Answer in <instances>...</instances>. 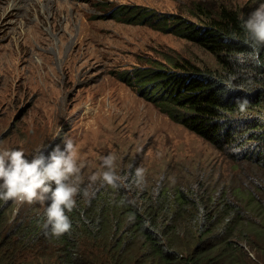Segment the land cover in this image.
Here are the masks:
<instances>
[{
    "label": "trees",
    "instance_id": "obj_1",
    "mask_svg": "<svg viewBox=\"0 0 264 264\" xmlns=\"http://www.w3.org/2000/svg\"><path fill=\"white\" fill-rule=\"evenodd\" d=\"M105 7L108 20L147 26L213 58L214 69L168 58L116 77L231 164L249 167L251 176L236 180L240 185H231L230 177L195 176L179 183L162 177L141 189L99 187L90 201L77 197L72 231L59 238L45 234L44 212L13 228L0 221V264H264V51L237 59L249 52L247 17L201 2L185 13ZM229 76L239 87L225 95ZM238 98L249 101L243 113Z\"/></svg>",
    "mask_w": 264,
    "mask_h": 264
},
{
    "label": "rangeland",
    "instance_id": "obj_2",
    "mask_svg": "<svg viewBox=\"0 0 264 264\" xmlns=\"http://www.w3.org/2000/svg\"><path fill=\"white\" fill-rule=\"evenodd\" d=\"M32 1L10 11L11 0H0V149L23 150L31 159L37 152L47 155L56 145L63 147L70 139L84 184L101 171L100 158L108 154L117 157L119 174H127L129 165L133 171L141 167L146 181L168 177L179 183L195 176L214 181L225 176L232 179L231 185H240L236 180L251 176L249 167L231 164L116 77L168 58L214 69L213 58L147 26L106 19L105 3L185 13L201 2L211 11L225 6L246 17L260 4L254 0ZM44 209L40 204L0 201V221L13 228L42 219Z\"/></svg>",
    "mask_w": 264,
    "mask_h": 264
},
{
    "label": "clouds",
    "instance_id": "obj_3",
    "mask_svg": "<svg viewBox=\"0 0 264 264\" xmlns=\"http://www.w3.org/2000/svg\"><path fill=\"white\" fill-rule=\"evenodd\" d=\"M247 54L237 59L252 60L256 53L264 51V3L242 18ZM235 77L224 80V94L238 90ZM239 112L246 111L249 101L238 98L235 101ZM75 144L66 140L63 147L56 145L47 152H37L31 159L23 150L0 149V201L44 205L46 235L59 238L72 231L70 213L77 208V197L85 201L94 198L99 187L120 189H141L146 184L145 169L129 165L127 174L117 172V157L108 154L100 158L101 171L89 177L84 184L81 165L74 158Z\"/></svg>",
    "mask_w": 264,
    "mask_h": 264
},
{
    "label": "bare ground",
    "instance_id": "obj_4",
    "mask_svg": "<svg viewBox=\"0 0 264 264\" xmlns=\"http://www.w3.org/2000/svg\"><path fill=\"white\" fill-rule=\"evenodd\" d=\"M30 1H32V0H11V2H10V4L8 5L9 7H10V11L12 10V9H17L18 7H19V5L20 4H22V3H25V2H30ZM39 1V0H38ZM33 2V1H32ZM29 4V3H28ZM25 6V5H24ZM24 8V7H23ZM22 9V8H21ZM15 11V10H14ZM19 11V10H18ZM18 11H16V12H18ZM8 15H10V12H8L7 13V15L5 16V17H8ZM1 17H2V15H1ZM54 17V16H53ZM33 24V23H32ZM32 24H30L31 26H32ZM58 29H60L59 27H58ZM40 35V34H39ZM43 36V35H42ZM38 37V36H37Z\"/></svg>",
    "mask_w": 264,
    "mask_h": 264
}]
</instances>
